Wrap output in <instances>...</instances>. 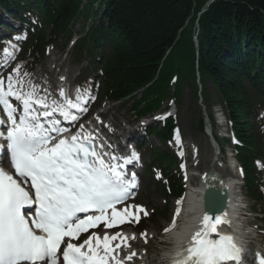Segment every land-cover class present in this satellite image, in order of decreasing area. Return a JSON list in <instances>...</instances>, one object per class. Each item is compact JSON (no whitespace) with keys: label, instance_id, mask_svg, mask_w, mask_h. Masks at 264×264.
Here are the masks:
<instances>
[{"label":"snow or ice","instance_id":"obj_1","mask_svg":"<svg viewBox=\"0 0 264 264\" xmlns=\"http://www.w3.org/2000/svg\"><path fill=\"white\" fill-rule=\"evenodd\" d=\"M27 75L17 66L0 76V157L14 170L0 167V264H135L137 237L120 229L149 215L143 205L127 203L138 186L128 166L139 156L105 151L111 145L97 143L91 122L67 135L65 122L75 125L95 97L78 89L70 98L61 89L60 99L51 98ZM205 203L199 226L172 264H243L244 248L226 231L227 214L214 213L211 188ZM101 226L103 235L94 231ZM141 237L147 244V230Z\"/></svg>","mask_w":264,"mask_h":264},{"label":"trees","instance_id":"obj_2","mask_svg":"<svg viewBox=\"0 0 264 264\" xmlns=\"http://www.w3.org/2000/svg\"><path fill=\"white\" fill-rule=\"evenodd\" d=\"M81 0H0L7 11L31 8L42 26L28 43L35 50L71 36L69 26ZM101 24L91 35L92 50L101 54L93 64L103 68V96L123 100L131 96V109L138 116L159 110L169 97L179 102L183 86L193 85L198 96V77L205 102L210 81L224 103L241 146L237 158L245 166V183L253 198L258 188L255 158H264V140L256 124V112L264 108V0H108ZM86 37V39H88ZM198 40V45L195 42ZM82 42L75 50L82 54ZM177 76L175 91L172 77ZM173 121L154 127L161 140L170 138ZM200 128H203L201 119ZM155 163L168 172L176 159L169 150L155 149ZM174 195L182 190L172 184Z\"/></svg>","mask_w":264,"mask_h":264},{"label":"rangeland","instance_id":"obj_3","mask_svg":"<svg viewBox=\"0 0 264 264\" xmlns=\"http://www.w3.org/2000/svg\"><path fill=\"white\" fill-rule=\"evenodd\" d=\"M1 11V10H0ZM11 19V18H10ZM12 20V19H11ZM68 51L67 45H65L63 42L58 43V45H55L53 47H50V50H48L47 53L39 54L36 56L35 62L37 65L34 64V67L32 68L35 70V73H46L49 74L53 71V73H58L59 71L62 72V74H66L70 81L75 80L80 75V72H83V68L87 66V63L83 60L80 62L76 60L74 57L73 50L70 52L69 55L66 56ZM25 63H29L28 67H30V63L33 61V58L31 56V53L27 51L26 57L24 58ZM43 72V73H42ZM93 77V73H82L80 79L83 80L86 77ZM54 80H56L55 77H53ZM79 79V78H78ZM89 82V81H88ZM184 92H183V99L180 103H176L177 107V117L176 121L181 127L183 134L186 138V142L188 144V147L190 149V155L192 160L190 161L192 164L191 172L195 169L199 172H204L205 170L209 169V163L205 162L208 157H210L214 153V149L211 145L209 137L200 131L199 129V122L202 117V113L206 115L211 116L212 118H215V114H217L215 107H219V97L215 93V91L212 88V85L208 82V88L210 90V101L208 103H205L203 99H194L193 95V86L190 84L184 85ZM98 101H96V104L99 106L96 108L95 111H107L104 118L108 122H111L113 125H118L123 127V131H120V133H124L126 136L135 139L138 137H141L142 139L144 136V130H142V134L135 133L132 134L131 132H127L126 129L124 130L125 125H130L132 131L137 128V126L140 123L138 119H135L133 113L129 110V108L124 107L123 105H120L119 103H112L108 102L98 97ZM169 101L165 102V105H167ZM151 116L146 117V121H149L148 125H153L155 122H151L152 117ZM213 118V121L216 119ZM146 126V125H145ZM144 126V127H145ZM143 127V128H144ZM142 128V129H143ZM219 132V130H215L214 127V135ZM219 143L226 149L229 148L228 145H225L224 141L219 138ZM152 146L153 147H164L162 143L159 141V139L156 136H151L149 139L148 144H145L142 148L145 164L147 165L148 162L152 158ZM172 146V145H171ZM191 146H195L197 151V156L195 157L196 152L192 151ZM171 149V147L169 146ZM195 153V154H194ZM227 156L224 155V161L226 160ZM199 161L198 166L196 167V162ZM222 175L226 178L230 176L237 175L234 172L228 173L226 171H221ZM146 175V174H145ZM194 182L196 184L199 183L198 178L194 179ZM143 190L140 192L139 197L137 201L141 202L142 204H146L147 211L150 214L152 210H156L157 216L152 217L153 220L147 225L146 229L148 231L152 230L153 232L157 229H162L165 225L169 223L171 220L175 207L177 206L176 201L168 200L164 192L160 189H157L152 183L148 181V176L146 175L142 181ZM244 190V189H243ZM148 197V198H147ZM247 205L249 207H254V203L247 197L246 198ZM254 209V208H253ZM258 209V207H257ZM166 211V212H165ZM150 216V215H148ZM147 216V217H148ZM248 221L252 223V227H255L253 229L256 230V226H260L262 230L259 232L258 240L253 239V244L258 246L260 242H262V239L264 240V221H260L257 218V215L249 216L247 217ZM161 233L157 235L156 239L148 238L147 244H145V249L148 251V258L150 261H154L157 257L164 254L165 249L163 246L159 244V240L161 237ZM256 237V234L254 235V238ZM256 237V238H257ZM144 242V240H143ZM140 244V243H139ZM140 246V245H139ZM142 247V246H140ZM144 248H140L143 250Z\"/></svg>","mask_w":264,"mask_h":264},{"label":"bare ground","instance_id":"obj_4","mask_svg":"<svg viewBox=\"0 0 264 264\" xmlns=\"http://www.w3.org/2000/svg\"><path fill=\"white\" fill-rule=\"evenodd\" d=\"M101 118V114L98 113L95 115ZM94 117V121L96 120ZM103 127V126H102ZM205 162L209 163V169H216L218 171H226L232 173L233 169L229 163H226L220 157V154L217 153V150L207 158ZM206 170L205 172H207ZM203 173V172H201ZM196 177V174H195ZM225 181L228 185L229 190V206H228V217L230 218L235 233H238L242 240L247 243L254 237L255 232L250 228L249 222L245 219V216H242L244 209L242 208L241 202L237 197L236 192H238V181L235 176H230V178H225ZM203 184L194 185L189 184L187 190L184 194V197L180 200L179 207L182 211L177 216L175 226L172 227L171 224L165 225L162 229H156L154 232L150 230V236L153 239H156L157 235L163 232V229L166 227L169 231L163 233V238H160L159 244L161 243L165 249L164 254L157 257L150 264H167L171 257L179 255V252L184 249L188 244L190 235L196 230L199 226L200 217L204 214V204H203ZM242 213V214H241ZM244 217V218H243ZM149 222V221H148ZM233 229V230H234ZM125 235L130 236V233L125 232ZM137 246V242L133 245V250ZM140 256L135 260V264H149L147 263V258L145 254L138 251ZM174 255V256H173Z\"/></svg>","mask_w":264,"mask_h":264},{"label":"water","instance_id":"obj_5","mask_svg":"<svg viewBox=\"0 0 264 264\" xmlns=\"http://www.w3.org/2000/svg\"><path fill=\"white\" fill-rule=\"evenodd\" d=\"M204 187H205V195H204L205 208H206L205 196L207 194L208 189L211 188V191L214 196V213H217V211H215L216 209L220 210L218 212L225 210L227 208V203L229 200V192L221 176L215 171H210L207 174Z\"/></svg>","mask_w":264,"mask_h":264}]
</instances>
